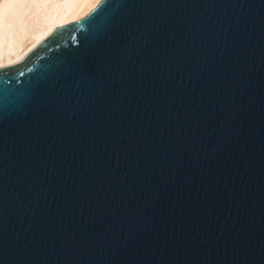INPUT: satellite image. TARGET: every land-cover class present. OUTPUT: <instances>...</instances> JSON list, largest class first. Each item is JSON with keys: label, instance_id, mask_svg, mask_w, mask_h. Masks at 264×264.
Listing matches in <instances>:
<instances>
[{"label": "water", "instance_id": "1", "mask_svg": "<svg viewBox=\"0 0 264 264\" xmlns=\"http://www.w3.org/2000/svg\"><path fill=\"white\" fill-rule=\"evenodd\" d=\"M0 264H264V0H100L0 70Z\"/></svg>", "mask_w": 264, "mask_h": 264}, {"label": "bare ground", "instance_id": "2", "mask_svg": "<svg viewBox=\"0 0 264 264\" xmlns=\"http://www.w3.org/2000/svg\"><path fill=\"white\" fill-rule=\"evenodd\" d=\"M100 0H0V70L20 63L58 27L86 15Z\"/></svg>", "mask_w": 264, "mask_h": 264}]
</instances>
